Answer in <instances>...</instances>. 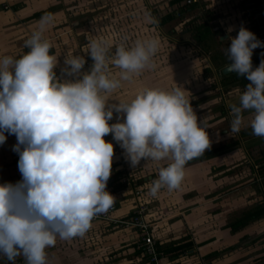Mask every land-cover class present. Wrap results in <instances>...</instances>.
Segmentation results:
<instances>
[{
  "label": "clouds",
  "instance_id": "clouds-1",
  "mask_svg": "<svg viewBox=\"0 0 264 264\" xmlns=\"http://www.w3.org/2000/svg\"><path fill=\"white\" fill-rule=\"evenodd\" d=\"M45 23L25 39L22 55L0 56V144L14 134L20 179L0 183V255L8 261L22 256L25 264H46V248L60 239L82 236L91 219L105 212L114 197L106 190L111 174V134L132 166L143 158L159 162L158 176L149 195L162 187L179 186L187 161L210 147L204 127L198 125L185 90L144 88L130 101L110 103L108 93L147 67L158 50L157 37L115 45L98 37L83 51L92 59L90 69L82 55L64 58L61 71L72 79H58L57 55L43 38ZM231 31V29H229ZM225 49L230 63L223 68L244 76L247 84L230 104V130L245 123L264 137V60L252 65L253 50L264 47L256 35L241 26ZM119 71H109V65ZM116 113L115 122L109 123ZM117 211V208H116Z\"/></svg>",
  "mask_w": 264,
  "mask_h": 264
},
{
  "label": "rangeland",
  "instance_id": "rangeland-1",
  "mask_svg": "<svg viewBox=\"0 0 264 264\" xmlns=\"http://www.w3.org/2000/svg\"><path fill=\"white\" fill-rule=\"evenodd\" d=\"M21 2L24 0H19L17 4H23ZM209 3L211 1H208ZM52 6L57 11L60 9L58 12L62 13L54 25H48L49 32H52L49 37L50 49L53 54L61 51V57H57L55 68L61 70L66 67L64 58L72 53L84 56L85 64L80 71H88L92 59L83 49L92 37L111 42L109 55L115 51V45L118 43L124 42L130 45L137 39L157 37L158 50L150 64L138 75L127 81H121L119 88L108 93L109 102L130 101L144 88L169 90L178 85L185 90L198 125L204 127L207 132L210 147L239 139V132L233 133L230 130L232 114L229 105L238 104V97L244 88L233 85L227 88L221 87L218 82L219 73L218 76L212 73L210 76L212 79L209 78L205 70L208 66L206 57L196 48L190 37L191 32L187 31L191 25H197V20L193 16L199 13L202 15V8L189 12L182 22L176 19L160 27L157 25V19L172 9L169 4L167 5V0H53ZM0 8L7 10L11 6L1 2ZM171 28L175 34L168 36L165 32ZM205 49L210 51L213 58L221 55L216 46L211 44ZM109 71L115 74L119 70L110 64ZM63 77L73 78L66 75ZM212 82H215L216 88L212 86ZM222 108L226 113L224 116L221 114ZM250 111H244L245 123L240 130L250 127L247 124ZM115 119L114 112L109 123L115 122ZM104 138L113 143L111 174L109 181L106 182V190L116 197L117 208L123 207L124 210L129 208V214L136 210V206L137 210L142 208L150 227L149 233L151 232L154 240H157L154 229L163 233L166 223L169 224L173 220L172 213L179 212L180 216L189 213L197 220L199 228H202L198 229L200 237L210 239L208 241L213 240L210 248L219 244V249L213 248L210 253L217 251L222 253L215 258L201 256L199 247L193 243L190 250L174 259L171 264H189L191 260L201 258L204 262L200 261V264L205 262L206 264H264V219L244 227L235 234H231L226 228L229 222L256 202L258 197L252 186L254 183H260V179L253 157L242 140L236 150L184 167V175L177 188L169 190L165 186L155 196H151L149 189L152 181L158 176V167L165 166L170 161L156 162L142 158L137 165L132 166L126 159L123 149L112 140V136L105 135ZM252 151L253 156H257L255 147ZM251 168H254L252 172ZM160 220H165L164 225H161ZM90 226L92 227L82 236H74L64 242L70 246L76 244L79 247L83 246V249L78 247L79 253L85 252L84 256L87 257L79 256V263L83 261L84 264H147L145 257L132 255L142 241L141 237H135L131 230L111 228L113 230L109 231V226L95 223H91ZM214 227H220L218 231L221 233H218ZM120 232L124 234L123 237ZM185 233L179 238V233H175L174 239L170 241L184 236L191 240V234L188 231ZM114 234L118 236H110ZM158 240L163 243L162 237ZM105 242L109 243L108 248L99 249ZM45 251L47 254L48 249ZM64 255L78 254L69 251ZM68 259L70 260V256ZM0 264H25V261L22 256L8 261L6 257L0 255Z\"/></svg>",
  "mask_w": 264,
  "mask_h": 264
},
{
  "label": "crops",
  "instance_id": "crops-1",
  "mask_svg": "<svg viewBox=\"0 0 264 264\" xmlns=\"http://www.w3.org/2000/svg\"><path fill=\"white\" fill-rule=\"evenodd\" d=\"M18 1L19 0H0V3L6 2L8 6H11V8H8L7 10H2L0 8V56L11 55L14 57H19L20 55H22L26 51V47L24 46L25 39H27V36L31 35V33L39 26V24L42 21L45 23L43 38L48 39V41L51 42L49 37L51 36L52 32H49L50 28L48 25L49 24L54 25L55 21H58V19H60V17L62 16V13L58 12L60 9H58L57 11V9L52 6L53 0H24V2H21L23 3L21 5L17 4ZM170 1L171 0H167V5L169 4ZM191 1L193 2V0ZM194 1L198 3L197 8L199 9L202 8V10L208 11L212 14L214 22L221 29V32L218 35V37L214 38V40L209 41L208 44L205 46V47H209L210 44L211 46H216L218 52L221 53V55L218 57L216 56L213 61H212L213 56L211 55L210 51H203L196 46V48L206 57V60L208 62V66L206 68H209L211 70V73L218 76V73L221 72V69L226 66V60L228 57L226 55L225 49H227L230 43L229 37L230 36L234 37L237 33V30L241 26L247 28L253 33H254V27L251 24L249 18L243 13V5L240 2V0H194ZM205 1L207 3H205ZM208 1H211V3L208 4ZM40 12L41 13L43 12L44 14L38 15ZM229 29H231V31H229ZM212 44H216V45H212ZM257 53L258 51L256 48L253 50V54L251 57L252 62L257 60ZM54 55H57V57L58 56L61 57V51L55 53ZM215 66H217L218 68L216 69ZM54 71L58 79L61 80L66 79V77H63L65 73H63L61 70L54 68ZM209 78L211 77L209 76ZM5 135H6L5 142L3 144H0V183H4V182L14 183L20 179V173L17 167L18 154L12 150V145L16 143V138L14 134L9 135L8 133H5ZM108 135L111 136V134ZM113 203L116 204V197H114ZM128 209L129 208L124 210L123 207L117 208L115 216L116 217H120L124 215L126 216L127 214H129ZM171 215L173 217V220L169 224L166 223L165 226L166 228L164 229L163 233H160L158 230L156 231V228L155 229L153 228L157 240L158 238L160 239V237H162L163 240L161 241L165 243L166 241H170L171 239H174L173 236L175 235V233H179L178 235L179 238L185 235L186 234L185 232L188 231L192 236L191 241L195 244V246L199 247L201 253L199 255L201 256L207 255L208 253H210V251L213 248L215 250L219 249L218 248L219 244L217 246L212 245V248H210L211 242L213 240L208 241L210 239L207 240L203 237H200L199 235L200 230L198 229H202V228L201 227L199 228L197 220L194 218L193 215L186 213L180 216L179 212L172 213ZM160 223L161 225H164L165 220L162 221L160 220ZM220 224L221 222H219V225ZM92 226H90V228ZM108 228L109 231L113 230L111 229L112 228L111 226H109ZM214 229L218 233H221V231H218L219 229H221L220 227L219 228L214 227ZM121 235L122 237L124 236L123 233H121ZM110 236L115 237L118 235L114 234ZM103 240L105 241V238ZM64 242H65L64 239H60L59 237H57L56 243L53 246L46 248V250L48 249L46 254V264L47 263L84 264L83 261L79 263V258H80L79 256L87 257L84 256L85 252L81 251V253H79L80 251L79 248L83 249V246L79 247L77 246V244L70 246L69 244H65ZM108 245L109 243L107 244V242H105L104 244L102 243L99 249L102 248L106 249L108 248ZM69 251H71V253L73 254H78V255L76 256L64 255L65 252L66 254H68ZM63 255H64V259H63ZM69 256L71 262L68 259ZM200 261L204 262L203 258L197 259L195 261L191 260L189 264H200Z\"/></svg>",
  "mask_w": 264,
  "mask_h": 264
},
{
  "label": "trees",
  "instance_id": "trees-1",
  "mask_svg": "<svg viewBox=\"0 0 264 264\" xmlns=\"http://www.w3.org/2000/svg\"><path fill=\"white\" fill-rule=\"evenodd\" d=\"M197 4L198 3L194 0L193 2L191 1L190 4H186V0H171L169 2V5L172 9H170L166 14H164V16H161L157 19V25L163 27L167 23L174 22L176 19L179 20V22H182L185 18V15H187L189 12L194 11V9L198 7ZM41 14L44 13L40 12L38 15ZM193 18H196L197 25L190 24L191 28H188L187 31L191 32L190 37L193 43L201 50L207 51L205 49V46L208 44L209 41L214 40V38L218 37L221 32V29L214 22L211 13L208 11L203 10L202 15H200L199 13V15H195L193 16ZM165 33L168 36H173L175 34V31L171 28ZM50 52L52 53L53 51L50 49ZM213 60L214 58L212 59V61ZM227 63H230V60H228V58L226 60V64ZM215 68L217 69L218 67L215 66ZM206 72L209 74V76H212L211 70L209 68H206ZM219 74L220 76L218 82L223 88H227L232 85L245 88V85L247 84L246 78L244 76H238L234 72H229L227 74H222L220 72ZM212 86L216 88L215 82H212ZM221 114L223 116L226 115L223 108L221 109ZM238 137L239 139H233L228 142L221 143L217 146L209 147L201 155L192 158L191 160L187 161L184 165V167H186L199 162H204L215 157L227 154L233 150H236L240 147V140H242L243 145L248 149V151H250L251 156L253 157L254 165L256 167L257 175L260 179V183H254L252 186L255 192L258 193V197L256 202L251 204L250 207L243 210L240 215H238L236 218H234L233 221L229 222L226 225V228L230 230L231 234H235L244 227L264 219V137L254 135L252 133L251 127L240 130ZM254 147L257 149V156H253L252 148ZM253 169H250L251 172L253 171ZM114 206L115 208H117L116 204H114ZM129 217H131V213L127 216H120L119 218L128 219ZM158 241L159 240L155 241V247L157 251L161 253V257H158L160 263L162 264H171L174 259L185 254L186 251L190 250L194 245L193 242L189 240L187 236H184L178 240L170 241L168 243H160ZM221 254V252L217 251L209 253L205 257L215 258L220 256ZM132 255H141L142 257H145L147 260V264H149V258L145 254L144 247L142 246V244L140 246H137V250H134Z\"/></svg>",
  "mask_w": 264,
  "mask_h": 264
},
{
  "label": "built area",
  "instance_id": "built-area-1",
  "mask_svg": "<svg viewBox=\"0 0 264 264\" xmlns=\"http://www.w3.org/2000/svg\"><path fill=\"white\" fill-rule=\"evenodd\" d=\"M243 5V13L249 18L254 27L256 37L264 42V0H240ZM191 0H186L190 4ZM257 62H253V67L257 66L261 60H264V47L257 48ZM136 210L128 219H122L115 216L116 208L112 204L105 212L95 215L90 223L111 226L114 229L131 230L135 237H141L144 252L149 258V264H162L159 261L161 253L155 247V240L149 233L150 227L146 220V215L142 208ZM159 256V257H158Z\"/></svg>",
  "mask_w": 264,
  "mask_h": 264
},
{
  "label": "water",
  "instance_id": "water-1",
  "mask_svg": "<svg viewBox=\"0 0 264 264\" xmlns=\"http://www.w3.org/2000/svg\"><path fill=\"white\" fill-rule=\"evenodd\" d=\"M223 68H224V67H223ZM223 68L221 69V73H222V74H227V73H229V72H226Z\"/></svg>",
  "mask_w": 264,
  "mask_h": 264
}]
</instances>
